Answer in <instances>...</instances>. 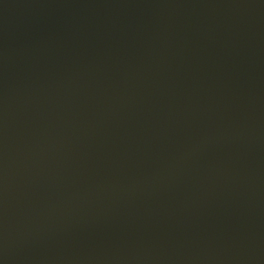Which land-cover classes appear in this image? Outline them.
I'll use <instances>...</instances> for the list:
<instances>
[{
  "label": "water",
  "instance_id": "water-1",
  "mask_svg": "<svg viewBox=\"0 0 264 264\" xmlns=\"http://www.w3.org/2000/svg\"><path fill=\"white\" fill-rule=\"evenodd\" d=\"M0 264H264V0H0Z\"/></svg>",
  "mask_w": 264,
  "mask_h": 264
}]
</instances>
